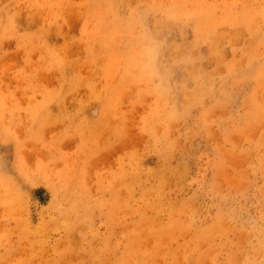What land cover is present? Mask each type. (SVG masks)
Masks as SVG:
<instances>
[{
	"label": "rangeland",
	"instance_id": "1",
	"mask_svg": "<svg viewBox=\"0 0 264 264\" xmlns=\"http://www.w3.org/2000/svg\"><path fill=\"white\" fill-rule=\"evenodd\" d=\"M0 264H264V0H0Z\"/></svg>",
	"mask_w": 264,
	"mask_h": 264
},
{
	"label": "bare ground",
	"instance_id": "2",
	"mask_svg": "<svg viewBox=\"0 0 264 264\" xmlns=\"http://www.w3.org/2000/svg\"><path fill=\"white\" fill-rule=\"evenodd\" d=\"M52 10V9H51ZM235 35V34H234ZM225 40V39H224ZM228 41V40H227ZM35 56V55H34ZM99 80V79H98ZM77 88V87H76ZM31 153V152H30ZM40 155V154H39ZM104 166V165H103ZM164 167V166H163ZM160 168H161V166H160ZM165 171V170H164ZM171 172V171H170ZM176 173V172H175ZM92 174V173H91ZM166 174V173H165ZM95 178V177H94ZM95 181V180H94ZM95 186V185H94ZM89 187V186H88ZM88 189V188H87ZM232 208V207H231ZM233 209V208H232ZM231 210V209H230ZM120 212V211H119ZM193 228V227H192ZM222 229V228H221ZM220 232V231H219ZM249 240V239H248ZM63 241V240H62ZM159 250V249H158ZM246 253V252H245ZM242 255V254H241ZM242 258V257H241ZM240 258V259H241ZM85 260H87L86 258H85Z\"/></svg>",
	"mask_w": 264,
	"mask_h": 264
}]
</instances>
